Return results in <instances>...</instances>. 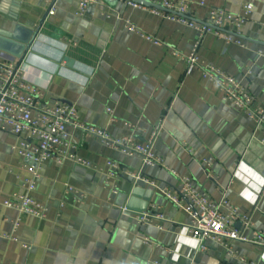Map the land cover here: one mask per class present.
Wrapping results in <instances>:
<instances>
[{"label": "crops", "instance_id": "1", "mask_svg": "<svg viewBox=\"0 0 264 264\" xmlns=\"http://www.w3.org/2000/svg\"><path fill=\"white\" fill-rule=\"evenodd\" d=\"M247 3L253 10L240 47L213 34L200 37L126 1L80 16L76 0H57L40 25L48 0H0V63L15 61L25 82L42 92V102L75 106L82 124L111 139L133 136L144 145L161 125L153 152L162 160L160 167H147L138 155L71 131L77 157L87 165L40 166L32 197L47 213L38 219L4 206L23 192L33 163L14 151L20 139L0 129V264H264V245L252 243L264 230V133L202 75L207 66L225 72L264 108V0H192L189 14L205 23L209 8L237 15ZM129 25L161 44L131 33ZM37 31L25 54L24 42ZM195 49L200 64L189 68L176 53L188 57ZM109 161L120 166L119 176H108ZM181 178L211 201L225 195L250 217L254 228L234 226L248 242L208 243L199 251L188 204L178 207L163 195L177 193ZM146 211L165 221L138 224L136 215Z\"/></svg>", "mask_w": 264, "mask_h": 264}, {"label": "built area", "instance_id": "2", "mask_svg": "<svg viewBox=\"0 0 264 264\" xmlns=\"http://www.w3.org/2000/svg\"><path fill=\"white\" fill-rule=\"evenodd\" d=\"M76 1L80 16L85 15L90 8L104 4L103 0ZM52 2L53 0H48L49 5ZM153 3L177 15L151 9L153 14L162 15L169 20L193 28L199 32L200 37L213 34L225 41L226 44L245 46L241 38V31L252 13V3H247L242 13L237 15L209 8L205 23H197L190 19L192 0H158ZM130 5L141 7L133 3ZM198 6L205 9L207 7L204 1H200ZM50 14H52V10ZM128 30L154 45L161 44L158 40L139 32L134 26L129 25ZM176 55L183 59L189 68L200 64L197 49L188 57H183L179 53ZM202 75L204 79L220 88L223 95L222 100L225 103L244 114L256 129H262L264 133V108L255 103L241 82L213 66L203 68ZM0 80L2 82L0 88V129L20 139L18 145L14 147V151L21 158L33 163V167L29 170L31 177L26 180L23 192L6 201L5 207L38 219L46 217V205L37 202L32 197V193L37 187V180L40 178L38 173L40 166L50 161L62 164L66 160L87 165L85 161L77 157V148L72 142L71 131L93 136L109 147L120 149L125 155H138L142 157L143 164L147 167L162 165L161 158L153 152L161 125L144 145L137 144L133 136L111 139L105 130L82 124L75 106L59 101L53 105L42 102V92L25 82L20 66L15 61L0 63ZM107 112L112 115L111 109H107ZM262 143L264 144V138ZM107 167L109 177L115 178L120 175L121 169L116 162L109 161ZM172 174L177 176L174 172ZM69 192L74 191L69 189ZM113 193L116 194V191ZM75 195V198L79 196L77 193ZM163 195L178 207H184L185 203L188 204L185 210L192 217L190 233L198 242L199 251H206L208 243L228 247L233 241L248 242L243 233L235 230L234 226L236 223H241L243 229L246 230L254 228V225L250 217L241 213L225 195L217 202L211 201L205 193L195 188L188 178L180 179V188L177 193L173 194L169 190H164ZM82 197L80 196V198ZM123 210L128 211L126 208ZM136 220L142 226L150 225L154 221H165L161 214H153L150 211L137 214ZM18 228L19 221L17 220L13 225L11 235L7 238L15 240L14 234ZM144 243L150 245L148 239H145ZM252 243L264 245V230L256 232ZM240 262H244L243 259H240Z\"/></svg>", "mask_w": 264, "mask_h": 264}, {"label": "water", "instance_id": "3", "mask_svg": "<svg viewBox=\"0 0 264 264\" xmlns=\"http://www.w3.org/2000/svg\"><path fill=\"white\" fill-rule=\"evenodd\" d=\"M56 1L57 0H53V2L49 5V7H48V9L46 11V14H45L43 20L41 21L40 25H42L43 22L46 20V18L49 16L52 8L54 7V4L56 3ZM103 1L109 7H115V6H117V4L119 2L126 1V2H129V3H133V4H136L138 6L144 7V8L155 9V10H158V11H161V12H164V13H171V14L177 15L174 12L167 11L162 6H159V5L154 4L150 0H103ZM37 34H38V31L35 34L32 33L31 36H30V39L24 42V44H25V49H24L25 54L31 49V47L33 45V42H34V40L37 37Z\"/></svg>", "mask_w": 264, "mask_h": 264}]
</instances>
